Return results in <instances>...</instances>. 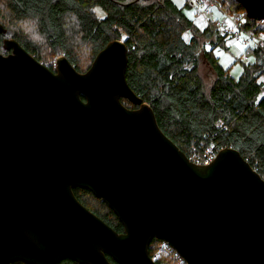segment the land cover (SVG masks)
<instances>
[{
  "label": "water",
  "instance_id": "1",
  "mask_svg": "<svg viewBox=\"0 0 264 264\" xmlns=\"http://www.w3.org/2000/svg\"><path fill=\"white\" fill-rule=\"evenodd\" d=\"M237 1L264 17V0ZM4 44L0 264H158L155 238L187 264H264V179L233 147L208 164L190 160L128 84L124 41L109 42L85 72L64 55L51 69L16 39ZM76 188L105 201L124 231Z\"/></svg>",
  "mask_w": 264,
  "mask_h": 264
},
{
  "label": "trees",
  "instance_id": "2",
  "mask_svg": "<svg viewBox=\"0 0 264 264\" xmlns=\"http://www.w3.org/2000/svg\"><path fill=\"white\" fill-rule=\"evenodd\" d=\"M216 1L229 13H241L245 25L251 26L257 19L237 0ZM190 3L187 0L184 6ZM184 6L173 0H0L4 27L0 53L10 52L4 43L14 38L51 69L55 65L47 62L45 50L53 58L66 56L77 70L85 72L109 42L122 40L128 49V84L153 109L161 130L190 160L202 164L210 154L233 147L264 179V49L245 47L244 54L252 59L242 60L238 77L231 75L214 54L217 45L227 48L228 34L221 33L215 20L197 27ZM25 22L35 26L41 41L23 31ZM83 46L89 57L85 67L80 60ZM206 65L211 69L208 73L203 71ZM121 101L129 108L138 107L126 98ZM74 192L114 230L124 231L105 201L88 189ZM160 243V239L152 240L151 256ZM156 262L177 264L171 250L162 251ZM56 264L82 263L64 258Z\"/></svg>",
  "mask_w": 264,
  "mask_h": 264
},
{
  "label": "rangeland",
  "instance_id": "3",
  "mask_svg": "<svg viewBox=\"0 0 264 264\" xmlns=\"http://www.w3.org/2000/svg\"><path fill=\"white\" fill-rule=\"evenodd\" d=\"M178 6L182 7L184 6V3L187 0H173ZM192 3H190L191 6H184V10L186 14L191 17L194 20V23L197 27L203 28L207 25L209 20H215L216 23L220 21H225L228 23L229 18L224 17L223 13L216 8L213 4L210 5V0H201L202 6H197L196 5V0H188ZM209 6L211 9V14L206 15L204 13V7ZM96 11L99 15H103V11L99 8L96 7ZM230 17V15H229ZM26 25L23 26V31L25 33H30L33 39L41 41L40 35L37 33L35 26L32 23L25 22ZM238 31H240L238 29ZM243 32L239 33H231L227 36L226 38V47L217 45L214 47V54L218 57L219 62L221 65L229 70V73L235 77H238L242 71L243 68V62L244 61H250L252 57L247 53L244 54L245 47L249 46L251 49L250 45H247L248 43L243 41ZM190 35L186 33L185 38L189 39ZM83 50L80 53V60L85 67V65L88 62V52L85 46H83ZM210 47V45L208 46ZM264 49V47H263ZM44 54L47 56L48 61L50 64L55 65V61L57 58H53L51 54L45 50ZM243 60V62H242ZM83 61V62H82ZM45 62V61H44ZM43 62V63H44ZM205 73H208L211 71L209 65H206V67L203 70Z\"/></svg>",
  "mask_w": 264,
  "mask_h": 264
},
{
  "label": "built area",
  "instance_id": "4",
  "mask_svg": "<svg viewBox=\"0 0 264 264\" xmlns=\"http://www.w3.org/2000/svg\"><path fill=\"white\" fill-rule=\"evenodd\" d=\"M210 2H211L210 5L213 4L214 6H216V8L219 9L223 13L224 17L229 18L230 20L228 21V23H226L225 21L224 22L220 21V20L218 23H216V26L221 31V33L229 35L231 33L235 34V33L243 32L242 33L243 41L248 43L247 45H250L251 48H254V49L255 48L263 49L264 47V17L257 18L251 26H248L244 24L245 18L242 16L241 13L239 12L235 14L229 13L226 10H224L221 4L217 2L216 0H210ZM196 5L202 6L201 0H196ZM204 13L206 15L211 14V9L209 6L204 7ZM238 29L240 31H238ZM215 156L216 154H210L207 158H205L204 163L202 164L210 163L215 158ZM166 250L174 251V257H175L177 264H187V262L180 256L178 252H176L167 242L162 241V240L160 243L159 250L157 251L155 255L151 257L156 261L160 253Z\"/></svg>",
  "mask_w": 264,
  "mask_h": 264
}]
</instances>
